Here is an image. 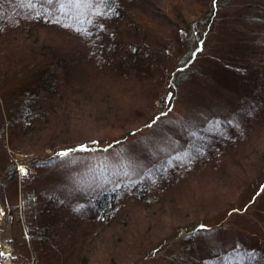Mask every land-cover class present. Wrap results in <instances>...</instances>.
Returning a JSON list of instances; mask_svg holds the SVG:
<instances>
[{"label":"rangeland","instance_id":"obj_1","mask_svg":"<svg viewBox=\"0 0 264 264\" xmlns=\"http://www.w3.org/2000/svg\"><path fill=\"white\" fill-rule=\"evenodd\" d=\"M116 1L35 28L50 93L0 57V264H264V0Z\"/></svg>","mask_w":264,"mask_h":264},{"label":"trees","instance_id":"obj_2","mask_svg":"<svg viewBox=\"0 0 264 264\" xmlns=\"http://www.w3.org/2000/svg\"><path fill=\"white\" fill-rule=\"evenodd\" d=\"M116 3H117L116 0H112V8H111V10H107V11L108 12H112V11L115 12L116 7H117ZM45 7H50V6H45ZM40 11L42 14L39 16L36 15V9L35 8H33L29 12L25 13L24 18H23V16H20V14L13 16L14 18L12 20H15V22H16L15 24L18 25L19 29H18L17 34L13 35V39H12V34L6 35L5 37L0 38V42H1V47H0L1 56L0 57L3 60L2 61L3 66H2L1 70H3L5 73V71H8V69H10L7 67L15 66L14 60H17V62H18V59H20V57L14 59V55L21 56V54H23L25 56V58H27L29 60L30 65H33L34 67L40 66V68L38 67V68H36V70H34L36 72L35 76H34L35 80H38L39 82L43 81V83H42V84H44L43 87L45 86L47 91L50 93L49 88H47V87H49V84H46L47 82H44V80L49 79V75L53 72L52 71L53 67L56 66L57 64H55V61H53V59H52V56H51L52 53H47V50H49V45H47L48 43H46L39 35H35V32H36L35 28H38L39 25L44 27L45 25H48V23L50 21H52L54 23V21L56 19L52 18L53 15L49 16L47 14H44V9H40ZM122 17L123 16L121 15V18ZM125 17H126V20L130 19V20H132V22H133L134 17L138 23H140L139 20H141V21L145 20L146 21L145 15L144 16H141V15L137 16V14H135V16L126 15ZM262 20L264 21V17H261V21ZM142 24H146V23L144 22ZM27 26H29V28H27V30H29L28 32L24 29ZM38 29H40V28H38ZM31 33H34V35H31ZM194 34L197 35L198 32L194 31ZM191 35H192V33H191ZM201 39H202V36H201V38H198L199 45H200ZM198 47L195 50H193L191 52V54L195 55V53L198 52L200 49ZM18 63H21V62H18ZM0 66H1V64H0ZM184 69H185V67L178 66V68H176L174 70V72H172L173 79H175V74L180 73V75H181V73ZM1 75H2V77H4L3 74H1ZM29 88H27V90L30 91L31 88L30 89ZM60 98H61V96H60ZM72 100H74V99H72ZM164 104H165L164 108H163L164 110L162 109V113H160L161 115H165L166 112L169 110L168 104L167 103H164ZM158 117L159 116H155L152 119V121L149 122V124L151 125V123L155 122ZM262 188H264V186ZM108 198L109 197H107L105 194L99 196V198L96 200L97 207H99V206L101 207V205H105V203L108 201ZM231 264H236V263H231Z\"/></svg>","mask_w":264,"mask_h":264},{"label":"snow or ice","instance_id":"obj_3","mask_svg":"<svg viewBox=\"0 0 264 264\" xmlns=\"http://www.w3.org/2000/svg\"><path fill=\"white\" fill-rule=\"evenodd\" d=\"M21 3L28 9L35 8L37 16L42 14L40 9H44V14L49 16L59 13L69 20L75 19L81 24L87 23L90 26L95 23L97 17L106 18L108 12L105 10H111L112 8V0H21ZM213 3L215 4V0H213ZM46 5L50 7H45ZM84 8L92 9L91 15L84 17L83 13L80 12V10ZM74 13L76 14L74 15ZM55 22L59 23L58 20ZM85 31H87V29H85ZM148 126L151 127V125ZM87 150L86 146H82L79 149V151ZM70 151L71 150L58 153L57 156L63 160L70 155ZM104 151L107 152L108 150L104 149ZM121 156L125 166L124 175H129V170L133 168V163L128 161L126 157H123V154H121ZM19 171L22 175H26L28 169L22 166L19 168ZM0 215H3L2 211H0ZM0 231H3V229H0ZM2 256H4V253L0 252V257Z\"/></svg>","mask_w":264,"mask_h":264},{"label":"flooded vegetation","instance_id":"obj_4","mask_svg":"<svg viewBox=\"0 0 264 264\" xmlns=\"http://www.w3.org/2000/svg\"><path fill=\"white\" fill-rule=\"evenodd\" d=\"M0 220H1V218H0ZM11 238V235H10V233H5V235H4V241H6L8 244H10L9 242H8V239H10ZM10 246H11V244H10ZM12 247V246H11ZM3 248L5 249L6 247H4V244H3ZM12 249V248H11ZM7 254H9L10 255V253L8 252Z\"/></svg>","mask_w":264,"mask_h":264},{"label":"bare ground","instance_id":"obj_5","mask_svg":"<svg viewBox=\"0 0 264 264\" xmlns=\"http://www.w3.org/2000/svg\"><path fill=\"white\" fill-rule=\"evenodd\" d=\"M0 211H1V209H0ZM2 217V215H0V218ZM4 247H6V248H8V251H11V246H10V244H8L6 241H5V243H4Z\"/></svg>","mask_w":264,"mask_h":264},{"label":"water","instance_id":"obj_6","mask_svg":"<svg viewBox=\"0 0 264 264\" xmlns=\"http://www.w3.org/2000/svg\"><path fill=\"white\" fill-rule=\"evenodd\" d=\"M166 98H167L166 101L168 102L169 101V95Z\"/></svg>","mask_w":264,"mask_h":264}]
</instances>
